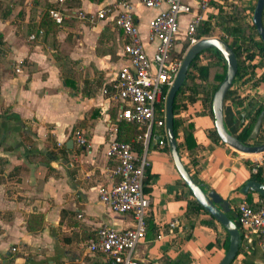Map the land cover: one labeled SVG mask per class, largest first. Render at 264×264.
<instances>
[{
    "label": "crops",
    "instance_id": "crops-1",
    "mask_svg": "<svg viewBox=\"0 0 264 264\" xmlns=\"http://www.w3.org/2000/svg\"><path fill=\"white\" fill-rule=\"evenodd\" d=\"M54 1L26 0L8 19L0 20L7 45L1 59L6 65L0 69V264H114L87 246L96 241L103 225L126 231L135 224L132 214L114 212L99 199L100 187L115 181L116 163L106 152L112 130L117 128L118 138L117 122L123 121L125 103L116 98L114 84L128 65L127 37L111 19L89 22L71 17L56 30L37 31L46 7L56 6ZM120 1L67 0L63 7L95 13ZM130 1L152 58L156 43L149 40L150 22L166 5L149 9L140 0ZM237 3L247 20L252 19L257 0ZM221 8L217 5L210 14L212 37H220L218 22L226 21ZM189 20L190 16L182 18L183 31ZM184 49L186 54L187 46L177 43L171 57L183 58ZM209 61L206 57L201 64ZM255 73L263 75L264 67ZM249 77L235 80L224 103L225 126L234 136L257 110H264V80L256 85L257 79ZM180 105L181 127L194 126V146L186 148L182 131L177 140L182 162L197 184L230 203V217L237 223L239 204L248 196L257 204L262 198L253 190L242 192L253 180L255 155L213 140L209 133L215 120L201 101ZM75 132L84 134L85 146L77 144ZM147 133L146 129L142 154L148 160L145 186L151 203L148 231L134 250V261L219 264L229 247L227 230L194 206L195 198L172 159L166 129ZM160 141L166 145L160 146ZM260 173L264 181V168ZM35 214L43 216V229L34 233L27 226ZM260 240H243L232 264H263Z\"/></svg>",
    "mask_w": 264,
    "mask_h": 264
},
{
    "label": "built area",
    "instance_id": "built-area-1",
    "mask_svg": "<svg viewBox=\"0 0 264 264\" xmlns=\"http://www.w3.org/2000/svg\"><path fill=\"white\" fill-rule=\"evenodd\" d=\"M66 1L55 0L56 6L49 9V16L58 25L71 17L89 22L111 19L127 37L125 54L128 65L119 71L114 84L116 98L125 103L120 119L145 127L148 133L154 126L165 129L166 109L164 116L159 117L157 108L161 103H166L167 95L164 96V90L173 85L184 58H172L171 53L177 43L183 42L187 50L198 43L199 29L206 23L213 24L210 14L217 5H223L224 2L140 0L149 9H161L166 5V9L161 10L150 22L149 40L156 43V51L151 58L142 42L130 0L102 7L95 13L66 10L63 7ZM186 16H190V20L183 31L182 18ZM116 133L115 127L106 152L107 157L116 163L113 171L115 181L109 186L100 187L99 199L114 212L132 214L135 224L126 231H119L109 225L101 226L96 241L90 243L87 249L91 253L112 258L114 264H141L134 261L133 253L148 231L147 217L151 203L145 191L148 160L145 154H137L130 143L119 141ZM74 139L80 146H85L88 142L81 132H75ZM165 145V141H160V146ZM255 156L251 163L252 175H257L264 168V153ZM236 212L242 241L251 236L260 237L264 255V198L256 207L244 200ZM176 226V221L171 223L172 228Z\"/></svg>",
    "mask_w": 264,
    "mask_h": 264
},
{
    "label": "trees",
    "instance_id": "trees-1",
    "mask_svg": "<svg viewBox=\"0 0 264 264\" xmlns=\"http://www.w3.org/2000/svg\"><path fill=\"white\" fill-rule=\"evenodd\" d=\"M25 1L26 0H0V20L8 19L15 10L16 6L24 5ZM225 1L229 4L228 8H230V11L227 10V7L221 8L226 21L219 24V28L221 30L220 38L227 41L233 47L237 54L238 73L236 79L242 78L248 74L250 76L249 79H257L255 83L257 85L259 84V82L264 80V74L261 76H257L255 73L256 68L260 66L264 67V43L261 40L252 19H245L246 14L238 6V0H235V2L233 3H229L230 0ZM52 7L53 5H48L46 7L37 31H43L44 33H47L50 30L58 29L59 25L49 16V9ZM212 36L213 29L209 23L204 24L199 29L198 38L201 39ZM185 50L186 49H184L181 53V57L184 56ZM6 55L7 45L3 40V35L0 34V69L2 68V66L6 65V62L1 60L3 56L5 57ZM205 55L210 61L208 64H201V61L204 59ZM258 58H262L263 61L261 62V64L257 65L255 63H251ZM226 72L227 69L224 59L222 58L221 54L214 49L204 51L192 62L187 81L184 87L178 92L174 102L175 136L178 140L181 136L180 132H183L187 149H190L192 146H194V126L192 124H189L184 128L181 127V122L177 118V114L181 109V101H183L184 107H186L187 104L201 101L204 109L208 110L211 116L214 118L212 109L213 97L220 84L223 82L226 76ZM168 90V88H165L164 96L168 94ZM164 109H166L165 102L161 103L157 108V115L159 117L164 116ZM263 111V109L257 110L249 123L243 127V129L237 136L241 141L245 142L249 138L258 117ZM117 126L119 128L118 140L121 142L130 143L134 151L137 154L142 155V153L144 152L143 137L146 133V128L140 127L137 124L127 121H118ZM160 132H165L164 127L154 126L152 128V133L159 134ZM209 135L213 140L221 142L216 128L211 130ZM260 176L261 173L259 171V173L257 175H254L252 179L264 184V181L260 178ZM247 201L251 206H258L257 203L253 202L250 196H248ZM193 204L199 210L206 212L196 200L193 202ZM30 217L31 218L27 226L28 230L34 233L42 230L43 216L40 214H35L31 215ZM30 221H32V224H30Z\"/></svg>",
    "mask_w": 264,
    "mask_h": 264
},
{
    "label": "water",
    "instance_id": "water-1",
    "mask_svg": "<svg viewBox=\"0 0 264 264\" xmlns=\"http://www.w3.org/2000/svg\"><path fill=\"white\" fill-rule=\"evenodd\" d=\"M264 0H257L256 7L253 12L252 21L256 27V30L264 43ZM217 50L226 64V76L223 82L220 84L216 91L213 101L212 109L215 120V128L221 142L228 147L234 149L239 153L257 155L264 153V143L260 145H249L246 142L241 141L237 136H234L228 132L224 121V103L233 87L238 73V58L233 47L220 37H206L202 38L193 45L185 54L182 65L178 71V74L174 80L173 85L168 91L166 98V133L172 159L182 177L185 184L193 194L198 204L218 221L229 234V247L228 250L219 264H232L239 252L242 237L240 229L237 223L230 217L231 207L230 203L220 197L215 191H207L201 185L197 184L186 166L183 164L180 153L177 138L175 136V113L174 102L178 92L184 87L190 66L192 62L204 51ZM264 122V112L258 117L254 128L249 136L250 140L257 139L260 135ZM69 144H74V141H70ZM249 190H253L262 198H264V184L258 181L252 180L248 182L243 188L242 192L247 194Z\"/></svg>",
    "mask_w": 264,
    "mask_h": 264
},
{
    "label": "rangeland",
    "instance_id": "rangeland-1",
    "mask_svg": "<svg viewBox=\"0 0 264 264\" xmlns=\"http://www.w3.org/2000/svg\"><path fill=\"white\" fill-rule=\"evenodd\" d=\"M7 1V0H6ZM235 1V0H234ZM229 3H233V2H230L229 1ZM228 3L224 0V4H223V7H227V10L228 11H230V8H228ZM247 19V18H246ZM249 20V19H248ZM220 23L218 22V25H219ZM207 56L205 55L204 56V59L206 58ZM262 130V133H261V137H260V135L258 136V138L257 139H254V140H250L249 138L245 141L246 143H249V144H251V145H258V144H263L264 143V129H261ZM256 157V156H255Z\"/></svg>",
    "mask_w": 264,
    "mask_h": 264
}]
</instances>
